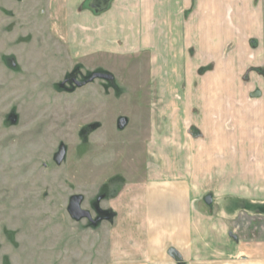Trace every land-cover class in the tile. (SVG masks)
Returning <instances> with one entry per match:
<instances>
[{"label": "rangeland", "instance_id": "1", "mask_svg": "<svg viewBox=\"0 0 264 264\" xmlns=\"http://www.w3.org/2000/svg\"><path fill=\"white\" fill-rule=\"evenodd\" d=\"M47 1L5 0L0 26V264H86L109 222L92 221L125 186L168 163L204 182L211 111L227 117L230 164L264 117V0H115L108 24L80 14L61 29ZM217 18L230 22L224 111L204 91L220 76L204 55Z\"/></svg>", "mask_w": 264, "mask_h": 264}, {"label": "crops", "instance_id": "2", "mask_svg": "<svg viewBox=\"0 0 264 264\" xmlns=\"http://www.w3.org/2000/svg\"><path fill=\"white\" fill-rule=\"evenodd\" d=\"M84 1L48 0V21L52 25L59 22L60 29L80 28V14H88L109 23L115 0H105L98 13ZM173 1L181 11V0ZM226 1L215 0L218 11L228 10ZM136 3L146 8L149 0ZM5 13V0H0V26ZM212 22L216 30L205 42V68L212 77L220 76L212 83L206 81L205 100L210 99L211 109L224 111L228 100L223 95L228 94L230 84V22L225 18ZM54 33L59 38L62 34ZM65 35L67 40L62 42L70 43L69 34ZM211 114V131L206 130L204 138V182L196 184L190 169L172 168L168 163L150 169L144 181L125 186L102 205L115 218L113 224L105 221L94 229L100 242L94 243L93 258L86 264H264V117L248 124L252 125L241 135L245 142L237 146L239 160L230 164L233 151L227 117L218 121ZM208 197H212V205L206 204ZM101 244L103 262L98 261Z\"/></svg>", "mask_w": 264, "mask_h": 264}, {"label": "flooded vegetation", "instance_id": "3", "mask_svg": "<svg viewBox=\"0 0 264 264\" xmlns=\"http://www.w3.org/2000/svg\"><path fill=\"white\" fill-rule=\"evenodd\" d=\"M105 0H85L84 5L90 7L94 12L98 13L104 8Z\"/></svg>", "mask_w": 264, "mask_h": 264}, {"label": "trees", "instance_id": "4", "mask_svg": "<svg viewBox=\"0 0 264 264\" xmlns=\"http://www.w3.org/2000/svg\"><path fill=\"white\" fill-rule=\"evenodd\" d=\"M107 213V212H106ZM104 214L103 217H99L98 219H95L92 221V226H97L101 221L108 220L111 224H113L115 214L111 211L108 212V216Z\"/></svg>", "mask_w": 264, "mask_h": 264}, {"label": "water", "instance_id": "5", "mask_svg": "<svg viewBox=\"0 0 264 264\" xmlns=\"http://www.w3.org/2000/svg\"><path fill=\"white\" fill-rule=\"evenodd\" d=\"M205 202H206L207 205H212V203H213L212 197L206 198V201Z\"/></svg>", "mask_w": 264, "mask_h": 264}]
</instances>
